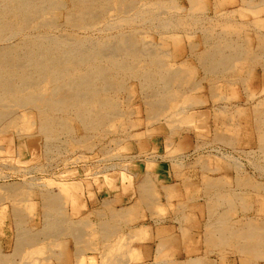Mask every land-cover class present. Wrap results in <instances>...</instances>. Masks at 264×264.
Segmentation results:
<instances>
[{"label":"rangeland","instance_id":"obj_1","mask_svg":"<svg viewBox=\"0 0 264 264\" xmlns=\"http://www.w3.org/2000/svg\"><path fill=\"white\" fill-rule=\"evenodd\" d=\"M78 1L81 0H54L58 2V7L53 8H61L54 15V23L59 27L52 31L50 28L39 29L40 32H46L45 35L49 36H58L63 32L61 36L67 38L72 32L70 37L74 34L88 37L89 42L96 46L102 45L103 41L117 42L121 34L131 35L140 48L156 49L157 56H160H156L157 60L167 63L168 69L179 70V79L174 85L170 84L171 89L164 93L165 105L156 115L147 106V94L141 81L134 77V72L127 68L115 69L116 78L123 83V88L105 94L112 100L115 113L103 123L104 126L85 132L73 115H63L71 125L67 127L73 133L70 136L61 134L63 136L60 135L58 141H47V148L26 147L29 139H32L26 134L36 133L37 111L28 108L11 110L14 112H11L13 121L9 119L16 125H7V131L0 136V186L20 184L32 195L19 193L7 196L1 190L0 200H4L0 203V221L7 226L10 235L6 236L0 228V251L8 256L12 254L16 232L12 218L13 206L21 208L25 228L28 233L35 234L37 239L33 246L25 247L20 255L10 258L6 264H201L202 261V264H264V258L237 250L233 240L227 243L219 240L212 242L211 234L207 232L217 220L214 218L217 214L223 216L225 228H230L229 231L238 229L249 218L264 221V191L246 188L237 182L243 176L254 184H264V156L260 154L254 124H251L253 132L248 125V122L254 121L252 117L255 113L264 112V58L249 61L240 59L233 63L235 68L223 74H211L201 68L190 50L195 42H200L203 31L210 29L217 32L223 30L231 38H237L238 44H243L245 49L256 50L258 42L255 37L256 34L264 35V22L259 24L254 20L260 18L264 2L251 0L253 3H249L250 6L246 5L231 13L233 18L223 25L224 20L216 17V12L223 9H220L222 0H135L140 5L126 16L122 10L121 13L115 11L121 0H112L113 3L107 0V5L111 3L109 6L114 8L111 17L95 23L94 29L77 30L66 24L68 16L62 9V2L63 8L71 9ZM156 1L165 4L164 9L147 12L146 5ZM232 8L229 6L226 9ZM138 11H144L146 15H139ZM140 21H144V24ZM39 30L34 34H41ZM141 52L135 55L137 59L145 58ZM102 59V64L111 66ZM145 59L141 63L147 69L150 60ZM9 119H4L2 123L8 124ZM19 124L21 127L23 125V132ZM110 129L111 133H107ZM19 131L23 134L21 138ZM218 135L231 139L234 149L244 148L246 153L238 154L232 147L223 145L216 139ZM39 136L37 138L43 141ZM245 141L248 145L244 144ZM236 166L241 171L235 172ZM145 178L148 180V189L153 186L156 191L154 195L150 190L152 195L146 201L138 192L141 188L139 184ZM205 178H217V185L214 186L217 187L206 186ZM61 183L71 186L72 191L64 195L68 202L64 204L63 200L59 207L62 209L66 206L64 214L71 223L81 221V232L79 230L77 233H83L78 237L82 244L76 241L75 231H59L53 236L44 234L46 218L43 216L46 211L40 194L50 190L56 193ZM165 186L167 190L162 189ZM107 198L110 201H105L107 204L104 205L103 200ZM132 199L138 203V213L131 212V215L124 212L122 203ZM105 219L108 223L107 228L104 227L108 235L106 237L101 231V225L107 224L103 222ZM167 220H173L180 226V240L177 245H172L176 252L169 248L171 239L166 236L165 229H157L155 239L151 236L148 222L154 221L161 227ZM124 222L134 225L133 229L132 226L127 229V225H122ZM143 225L147 234L138 227ZM154 240L158 241L159 246L168 241L166 243L169 246L165 250H158L151 260L143 251V244L153 243ZM109 244L115 248L112 252L107 250ZM204 244L209 253H205L201 259L197 255ZM180 247L185 249L183 262L178 261L181 254L177 250Z\"/></svg>","mask_w":264,"mask_h":264},{"label":"bare ground","instance_id":"obj_2","mask_svg":"<svg viewBox=\"0 0 264 264\" xmlns=\"http://www.w3.org/2000/svg\"><path fill=\"white\" fill-rule=\"evenodd\" d=\"M132 1L121 0L119 5L116 4L117 6H119V8H116L115 11L120 12L122 10V12H125V16H126V14H128L131 11H134L140 5L138 1L135 0ZM260 1L264 2V0H260ZM156 2L157 3H152L150 5L146 3L147 4L146 7L148 6L147 7L148 9L146 11L155 12L158 9L159 10L164 9L163 6L165 4L158 3V1ZM57 3H55L54 0L53 1L52 0H10L8 2H6L5 0H0V125L2 126L4 124V127H1L0 129V136L4 135L5 132L7 131L6 130L7 125L10 124L14 125L16 123V122H11L9 119L11 118L12 120L11 110L13 109L16 110V108L19 109L28 108L37 111L38 118L36 119L37 121L34 127L36 128L35 129L36 133L34 135L26 134L28 138H32L29 139L27 143L26 147H28V149H32V148L35 149V147H39V146H41L42 148L43 147L47 148L48 147V145L46 144L47 141L48 142L58 141L59 140L58 138L61 134L70 136L73 133V131L68 128L71 125L69 122H67L64 119L63 115L65 116H68L70 114L73 115L74 119H76L80 123V125L82 126L83 130H85V132L87 131L92 132V130H95L97 127L103 125V123L115 113V107L112 100L105 94H107L108 91L120 90L123 88V83L117 80L116 78L117 74L114 73L115 69L118 70V68L121 69L127 68L129 70H132V72H134L133 74L134 77L136 79L138 78L139 81H141L142 88L147 94L146 95L147 106H149V108L152 109L154 114L159 115L158 113L159 109L165 105L164 93H166L171 89L170 84L175 83L176 80L179 79L178 77L180 71L173 70L174 68L168 69L166 65L167 63L165 64L157 60L156 49H153L151 47H144V46H143L144 48H140L141 46L139 45L137 46L135 44V38H133L131 35L121 34L118 36L119 41L117 40V42L114 41V43H110L108 41L102 40L103 44L100 46H96L89 42L88 37L79 36L77 34H74L72 37H70L72 32L70 35L68 34L69 35L68 38L65 37V35L61 36L63 35L62 34L63 32L61 33V35L58 36H53L51 34L50 36L48 34L45 35L46 32L44 33L43 31L41 33L39 29L43 30V28H48V29L50 28L51 30L56 28L57 30V28L59 27V25L57 26L54 23L56 22L55 21L56 18L54 16L55 13H57L56 11L59 9L61 10L60 7L57 10L53 8L55 6L58 7ZM63 3L64 2H62V9H64L66 15L68 16L66 20V24L70 25L72 29L77 28V30L91 29L93 28L95 23L97 22L99 23V21H101L102 19H107V18L109 19L111 17V12H114V8L109 6L111 3L107 5L108 3L107 0H81L78 1L76 4L73 3L74 5L72 4L73 6L71 9L63 8L64 7ZM117 3L119 2L117 1ZM249 3L252 4L253 1L222 0L220 4V9L221 8L223 9L216 12V17L217 16L221 17L225 22V24L223 23L222 24L226 25V22H228L229 20H231V18H233V16L231 17V13L233 14L236 11H239V9H242L246 5H249ZM229 6H232L233 8L226 9ZM236 7L238 8L236 9ZM175 8H177V6ZM141 9L142 6L140 7V10ZM261 11L262 12H260L261 13L260 18L255 20L253 19L254 21H258L257 23L259 24L264 22V9H262ZM143 12L138 11L137 13H139V15L145 16L146 14ZM153 14L154 13H152V16ZM138 18L140 17L138 16ZM153 19H157V18L155 17ZM118 21L120 22V20ZM129 21H131V19ZM142 22L144 24V21ZM181 22L182 24L184 23L182 20ZM178 24L180 25V22ZM227 24L230 25L229 23ZM209 25L210 24L208 23V26ZM212 25L214 24L212 23ZM226 29L228 28L226 27ZM38 30L39 33L41 34L37 33L38 35L37 34L35 35L34 32H37ZM121 40L123 41V43ZM255 40L258 42V46L256 50L253 49L254 50L253 52V50L251 49H245L243 47V44L242 46L239 45L238 44L239 40L237 38L236 40L231 38V36L227 32L223 30L217 32L215 31V29H210L205 32L203 31L200 42L198 43L195 42L190 50L192 57H194L195 60L199 62V65L205 72L211 74H217V73L223 74L227 70L235 68V65L233 63L237 60L246 59L249 61L250 59L257 60L259 58L262 59L264 58V35L256 34ZM193 49H195L194 52ZM141 50L145 52V54L141 52ZM139 52H141L145 58H148L150 60V63L148 64L149 67L147 69H144L146 68V65L141 63L145 58L137 59L136 58L137 56L135 57V55H138ZM102 57L105 60H107L109 65H111L112 67L111 66L106 67V65L102 64L101 63ZM20 94L23 95L19 96ZM13 113L14 112H12V114ZM14 118L17 117H13V119ZM4 119H9L10 122H7L8 124L2 123ZM252 119H254V121L248 122V125L250 124V128L252 131L253 128L251 127V124H254V130L259 142L260 154L264 156V112L259 111V113L258 112L255 113ZM19 125L21 127V124ZM14 127L17 128L16 126ZM23 130L24 127L21 130V132H23ZM96 131H98V129ZM110 131L111 129L107 133H111ZM21 132L19 131L20 133L19 137L23 135ZM38 135H40L39 137H41L44 140L42 141L40 140V138H37ZM247 138L249 139V137ZM216 139L223 145L225 146L228 145L232 147L233 148L232 150H235L238 154L246 153L244 148L234 149L233 146L234 142L229 138H226L222 135H218ZM91 143L89 144V146L91 145ZM244 144L248 145L247 141H245ZM84 148L86 149L87 146ZM45 154L47 153H44V155ZM41 155L43 156V154ZM45 156L47 157L48 155ZM222 157L224 156L222 155ZM237 171H241L239 169V166L235 167V172ZM246 178H243L242 176L237 181L240 186L243 187L245 186L246 188L247 187L252 188L255 189L256 191H261V190L264 191V184L263 185L254 184L253 182H251L249 179ZM19 185L12 184L7 186H0V192L2 190L4 194L5 193L7 194V196L18 195L19 193L23 195L30 193V191L23 189V187ZM38 185L39 187H41V184ZM139 185L141 188L139 189L138 192L139 195H141V198L144 199V201H146L147 199L149 200L150 194L152 195L153 192H156L154 191L153 186H151L153 188L150 187L152 193L149 192L150 190L148 189V180H146V178ZM205 185L208 187H214L215 185H217V178L216 179L205 178ZM162 189L167 190V187L165 186V188ZM37 190L40 191V188L39 189L37 188ZM57 190L58 191L56 193L51 192L50 190V192L40 194V197L43 201L42 204L44 205L46 211V215L43 216V218H46V222H45L46 225L45 228H43L45 229L44 234L46 236L48 235L53 236L55 235V233L56 234L59 233V231L60 232L67 230H70L72 232L75 231L76 232L75 236L77 238V240L76 239L75 240L79 242V244H82V240H79L80 238L78 237H80L83 233L81 235L77 233L81 228L80 227L81 221L79 220L80 222H77L76 220L77 223L76 222H74L75 224L73 222L71 223L70 221L67 220L64 214L66 206L64 208L62 207V209L61 207H59V204H62L63 200H64V204L65 201L68 202L67 197H64V195L67 196L69 192L72 191V188L67 184H62V186H60V190L59 189ZM27 195L29 196V194ZM2 199L4 200V198ZM3 200H0V203H3ZM103 204L105 205L107 203L104 201ZM23 214L24 213H22L21 208L19 209V207L17 208L13 206L12 218L14 220V227L16 226V232L14 234V247L12 249V254H10L9 256L3 254L0 251V264H6L10 260V258L20 255L21 252H23L22 250L25 249V247H31L36 242L37 239L36 235L28 233L29 231H27V228H25L24 225L25 218ZM214 218L217 220L214 222L213 225H211V228L208 227L210 229L209 231H207L211 234L212 242L215 243L216 240H219L220 242L227 243L230 240L231 241L233 240L232 242L235 243L237 250L241 251L242 253H249V254H253L256 257L264 258V221L259 222L256 221L255 219L246 218L247 220L243 221L242 225L238 229L236 230L233 229L229 231L230 228L229 229L225 228L226 226L225 219H223V216L221 214L215 215ZM128 219H132V218L129 217ZM1 222L2 221H0L1 232L3 231L6 234V236H9L10 231L6 230L8 229L7 226H4L3 224H1ZM104 227L107 228V225L104 224L103 226L102 224L101 231L103 236L106 237L108 235L106 231H104ZM107 239L109 240V238ZM8 240H10V238H8ZM108 240H106V242ZM109 246L107 249L109 252L115 249L112 248L113 246L110 247ZM95 248L96 247H94V249ZM119 250L121 249H118V251ZM79 251L81 253V250ZM105 255L108 254L105 253ZM109 259L111 258L109 257Z\"/></svg>","mask_w":264,"mask_h":264},{"label":"crops","instance_id":"obj_3","mask_svg":"<svg viewBox=\"0 0 264 264\" xmlns=\"http://www.w3.org/2000/svg\"><path fill=\"white\" fill-rule=\"evenodd\" d=\"M125 194V193H123ZM104 201H110L108 198L107 199H104ZM83 205H85V202H84V199H83ZM135 205V207H133ZM87 206H88V203H87ZM89 207H91V204H89ZM124 207V212L126 211L127 213H133V212H137L138 213V203H135V199H132L131 201L129 202H123L122 203V208ZM118 210V209H117ZM132 215V214H131ZM103 221V220H102ZM104 223H107L106 219L103 221ZM201 222V221H200ZM127 222H124L122 223V225H127V229L130 228L132 226V229L134 227V225H130V224H126ZM108 226V223L106 224ZM148 225L151 227V236L155 239V236H156V233H157V229H165V232H166V236H168L171 240L169 241V245H167L166 241L165 243H163L162 246H159L160 244L158 243L157 240H154V242H148L146 244H143V251H145V254L149 257V259H153L154 256H155V253L157 254V251L158 250H165L168 246L169 248L173 251V252H176V250L174 249V247L172 245H177L178 244V240H180V226L178 223H176L175 221L173 220H167L165 223L162 224V226L159 224V226L161 227H158V223H155L154 221H149L148 222ZM197 226H199L197 224ZM138 227H141L145 234H147V229H145L144 225L143 226H138ZM137 228V227H135ZM202 229H203V226H202ZM201 229V237H202V242L204 241L203 240V230ZM199 229H197L196 231L197 232H200V230L198 231ZM196 231H193L195 233H197ZM192 232V233H193ZM201 242V243H202ZM167 245V246H166ZM184 248H185V244H184ZM180 247L178 248L177 252L180 253V258L178 259V261H185V249ZM208 247L204 245H201L200 246V251H199V255L197 256H200V258L202 259L204 254L205 253H209V249H207ZM187 249V248H186ZM163 252V251H162ZM184 259V260H183ZM203 263V261H202ZM201 263V264H202Z\"/></svg>","mask_w":264,"mask_h":264}]
</instances>
